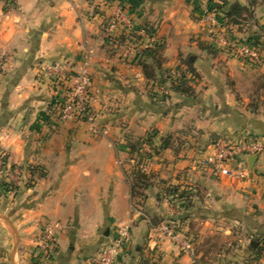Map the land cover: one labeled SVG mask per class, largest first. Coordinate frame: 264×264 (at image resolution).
<instances>
[{
  "label": "crops",
  "instance_id": "obj_1",
  "mask_svg": "<svg viewBox=\"0 0 264 264\" xmlns=\"http://www.w3.org/2000/svg\"><path fill=\"white\" fill-rule=\"evenodd\" d=\"M5 1L0 0V57L5 59L0 182H13L18 190L4 195L0 188V264H96L101 248L125 225L129 239L114 264H202L204 253L195 251L194 240L190 254L170 238H152L167 216L154 193L157 184L145 195L146 211L135 207L127 145L150 132L154 141H167L153 157V181L191 190L194 206L207 204L182 212L163 199L164 213L184 215L182 235L191 236L200 212L252 214L264 194V153L253 155L252 165V156L243 158L237 168L242 176L235 178L217 176L202 162L222 138L264 136V63L247 66L216 49L206 37L203 17L210 6L226 15L239 4L252 16L231 23V36L263 40L264 0H16L17 8L7 12ZM118 15L124 20L115 30L119 39L130 37V23L133 30L147 28L164 41L158 54L141 58L155 69L156 81L108 36L109 22ZM249 22L257 26L244 27ZM57 61L73 72L89 71L98 90L95 126L76 118L61 121L53 112L63 92L38 76L41 66ZM182 61L192 63L198 74L194 96L169 87L168 76ZM161 77L168 90L158 102L149 88ZM33 167L46 175L32 174ZM145 214L161 223L152 224ZM55 223L60 224L56 251L39 262L42 233Z\"/></svg>",
  "mask_w": 264,
  "mask_h": 264
},
{
  "label": "built area",
  "instance_id": "obj_2",
  "mask_svg": "<svg viewBox=\"0 0 264 264\" xmlns=\"http://www.w3.org/2000/svg\"><path fill=\"white\" fill-rule=\"evenodd\" d=\"M215 11H209L205 15V20L209 26V33L215 38L217 36L218 44L221 49L229 55H236L246 63H252L257 66L262 65V55L258 49L252 46L244 45L236 47L233 41L219 31L220 23ZM124 20L118 15L109 22L107 28L108 36L112 42L119 45L118 36L115 35V30L118 23H123ZM127 28L131 27L130 23H126ZM222 33V34H220ZM142 41L135 42L134 49L138 47L143 50L154 47L161 43L153 35H147L145 31H141ZM89 56L86 55L85 59L88 60ZM39 76L49 82L52 87L63 92V96L59 97L52 109L57 118L65 121L71 118H76L80 121H85L93 126L96 125L98 111L95 109V103L98 101V90L94 87L91 75L87 68H83L79 72L71 71L69 65L64 62H55L46 66H41ZM192 76L190 72L185 71L179 74L180 78H189ZM178 79V78H177ZM95 128V127H94ZM108 132H105L107 134ZM149 149V148H148ZM264 153V142L258 138H222L213 145V151L204 160L203 165L211 167L217 176L228 178L241 177L237 171L240 162L243 158L260 155ZM139 160L136 163L137 172L148 174L150 172V160ZM134 166V167H135ZM135 169V168H134ZM60 228L59 223L47 225L40 238L39 249L48 259L56 251V236L57 230ZM152 238L156 241H162L164 238L173 239L181 248L182 251L190 253L193 249V240L190 238L177 234L169 225H161L153 229ZM129 239V227L127 225L121 227L118 234L110 242L105 244L96 258V264H114L118 252L124 248Z\"/></svg>",
  "mask_w": 264,
  "mask_h": 264
},
{
  "label": "rangeland",
  "instance_id": "obj_3",
  "mask_svg": "<svg viewBox=\"0 0 264 264\" xmlns=\"http://www.w3.org/2000/svg\"><path fill=\"white\" fill-rule=\"evenodd\" d=\"M6 4L4 6V11L7 12L8 10H15L17 8V2L16 0H6L5 1ZM209 11H213L212 7L210 6V8L207 9L206 14ZM215 11V10H214ZM216 12V11H215ZM213 12V13H215ZM217 17H218V22L220 23V28L219 31L227 34V36L233 41V44L236 47H242L244 45L247 46H252L255 47L256 49L259 50V52L262 55V62L264 63V39L263 40H258L254 39V38H250L247 40H238L236 41L234 39V36H231V31L229 28V25H231V23L228 22L226 16L222 13H217ZM204 19V23H206V37L208 39V41L219 51L226 53L224 50L221 49L220 44H218L217 40V36L214 38L213 35L211 33H209V26L205 20V16L203 17ZM229 23V25H228ZM255 26H257L255 23L253 22H249L248 24H246L244 27H248L249 29L254 28ZM229 30V31H228ZM141 31H145L147 33V35H153L155 36L157 39H159V41H161V43L163 45L164 41L162 40V38H160L156 32L154 31H150L147 28H143L141 30H133L132 26L129 28V33H130V37L125 41V42H121V44H119L120 46L123 47V49L125 50V53L127 54L128 58L132 59V62H140L141 58L143 57V51L141 49V47L134 49L133 47H135V42L133 40L134 37V33H136L137 36H139ZM220 33V34H222ZM141 37V36H140ZM264 38V35L261 36ZM138 40H136L137 42ZM120 42V41H119ZM116 45V44H115ZM229 57H233L235 59H237L238 61L244 63V65L247 66H251V67H261L263 65H255L252 63H246L244 62L242 59H240L238 56L236 55H229L227 54ZM60 62V61H57ZM184 61H182V63H180V65H178L177 68H175L174 70H172L170 72L169 75H172L173 79H181L179 77V74L184 73L185 71L189 72L187 67L184 65L183 63ZM5 64V59L0 57V71L2 72L3 67ZM192 74V73H191ZM194 75L190 76L189 78H186L187 80H191L193 79ZM184 79V78H182ZM162 80H166V78L161 77L160 80L158 81L159 83L154 84L153 86H151L149 88V93L151 96H157L158 97H162L164 96V98H166V92H167V88L166 86H162L161 83L163 82ZM169 80V79H168ZM162 81V82H160ZM169 87L172 88L173 80H169ZM174 91V90H173ZM176 92V91H175ZM177 93V92H176ZM156 98V97H155ZM158 102H162V100L164 99H159L158 98ZM258 136V135H257ZM255 134H251L248 135L247 137L250 138H258L261 139L259 137H264V136H259L257 137ZM148 138H151V140L154 143L155 147H150V144L148 143ZM153 138L155 139L156 137L154 136L153 132H150L148 134H146L143 138L139 139V140H134L131 141L128 145L127 148L130 150V154L131 156V173L130 176H133L134 173L137 172L136 170V163L139 160H145V159H149L150 162V172L146 175H148L150 177V183L151 186L148 190L145 191V193H149L150 191H154L153 190V186L156 185L158 190L157 192L154 191V193H157L158 197L160 198L158 200V203L160 206L163 207V214L164 216H167V218L163 219V221H168L165 222L164 225H169L173 231H175L177 234H181V221L183 220L184 215L181 214L180 217L174 218L173 214H169V212L164 213V211L167 209V206L163 205V199L168 198V201H170V205H173L175 208H177L180 211H185V209L187 207V205H190V203L188 202L187 199H180V198H172L173 195H170V189L173 188H179L180 186H175V185H167V183H155L154 180V176L152 175V163H153V157L156 156V154L159 156L163 151L160 152V148L162 147L163 143L158 141H154ZM137 143H140V145L138 146ZM157 143V144H156ZM136 146L137 147V151H131L130 146ZM149 148V149H148ZM159 152V153H156ZM253 156V155H252ZM5 156H3L1 158V164H4L3 158ZM135 161V162H134ZM135 166V167H134ZM135 168V169H134ZM166 184V185H165ZM185 189H182V191H185ZM193 201V200H192ZM168 204V205H169ZM260 204V207H258ZM258 204L257 208H254L252 211V214H249L248 216H241L239 215L237 212L233 211L232 209L222 212V214L220 215H214V213H199V218L195 220V224H193V233L191 232V236H189L188 238H190L191 240H194L195 242V251L196 249H200L201 252L204 253L203 258L201 259L202 264H264V253L262 255V257L260 258V260L257 262L255 261V256L253 254V249L254 247L259 243L264 241V194L262 197V201H260V203ZM134 205L136 208H138V210L140 209V207H142V209H144V211H146V201H144V199L142 198H136L134 199ZM207 205V204H205ZM204 204L200 203L198 204V206H194V204H191L190 208H196L197 211L201 210L204 208L205 206ZM141 211V210H140ZM208 211V210H205ZM137 214L139 216H141L140 212H137ZM148 215L149 214H145ZM197 215V214H196ZM151 221H156L157 223H161L158 220L157 216H149ZM245 217V218H244ZM174 218V219H173ZM236 218H240V221H236ZM174 220V222H173ZM180 221V224H179ZM207 223V225H206ZM180 232V233H179ZM196 233H199V238L196 236ZM185 236V235H184ZM173 240V239H172ZM194 251V247L192 249V251L190 252V254H192ZM41 252H39L40 254ZM38 254V255H39Z\"/></svg>",
  "mask_w": 264,
  "mask_h": 264
},
{
  "label": "trees",
  "instance_id": "obj_4",
  "mask_svg": "<svg viewBox=\"0 0 264 264\" xmlns=\"http://www.w3.org/2000/svg\"><path fill=\"white\" fill-rule=\"evenodd\" d=\"M212 10L213 11L215 10L217 13H220V9L217 8L216 6H213ZM245 14L249 15L250 17L252 16L246 7H242L239 4H235L234 6L231 7L230 11L228 13H226L225 16H226L229 23L240 24L239 19L243 18V20H245L246 19V18H244ZM229 23H228V25H229ZM134 37L138 41H140V40L142 41V38L140 36H137L136 33H134ZM118 40L120 41L119 43L121 44V42L122 43L125 42L126 38H122V39L118 38ZM163 49H164V45L162 43H159L152 48L144 50L143 54H145L146 52H152L154 54H158ZM183 63L187 67L188 71L190 73H192V75H194L193 79H191L190 81L187 79H182V78L175 80L172 78V75H169L168 79L173 80V82H175V83H173L172 88L177 93L182 94V95H187L189 97L194 96L193 83L196 82V80L198 78V74L196 73V70L194 69L192 63H190L189 61H184ZM140 64L143 68V71H144L146 77L149 80L156 81L157 77L155 74V69L152 66H150V65H148L142 61H140ZM43 80L44 79L41 76H38V81L44 82ZM160 82H162V81H160ZM152 97H156V96H152ZM147 140H148V143L150 144V147H152V148L155 147L151 138H148ZM137 145L139 146L140 143H137ZM167 145H168L167 141H165L163 143L162 147L160 148V152L163 149H165L167 147ZM130 149L133 152L138 150L137 147L133 146V145L130 146ZM156 153H159V152H156ZM3 161H4V165H6L7 164V157H4ZM14 168H15V166L11 167L12 170ZM40 169H41L40 167H33V169H31V173L32 174L37 173L38 177L43 178L46 175V173L43 172L42 169L41 170ZM149 181H150V177L148 175H146L145 173L140 172V171L134 173L133 176L129 177L132 201H134V199H136V198H142L144 200L146 199L145 198V195H146L145 191L148 190L151 186V183ZM27 186L29 187L31 185L28 183ZM0 188H2V193L4 195L10 194V193H16V191L18 190V187H16L13 182H6V181L0 182ZM169 191H170V195H173V197L180 198V199H187L188 202L190 203V205H187L188 208L191 206V204H193L192 203L193 201L191 199V196H192L191 190L186 189L185 191H182L179 188H173V189H170ZM152 222H153L152 224H154V225L157 223L156 221H152ZM263 253H264V241L259 242L253 249L255 261L258 262L260 260V258L262 257ZM37 259L39 262L46 261L45 255L42 253H40L38 255ZM48 259H52V255H49Z\"/></svg>",
  "mask_w": 264,
  "mask_h": 264
},
{
  "label": "water",
  "instance_id": "obj_5",
  "mask_svg": "<svg viewBox=\"0 0 264 264\" xmlns=\"http://www.w3.org/2000/svg\"><path fill=\"white\" fill-rule=\"evenodd\" d=\"M257 159V156H252L251 159L249 160L250 161V164L252 165L253 164V161Z\"/></svg>",
  "mask_w": 264,
  "mask_h": 264
}]
</instances>
